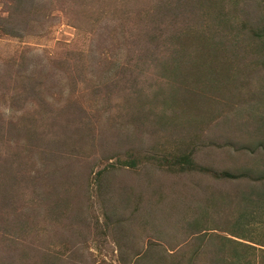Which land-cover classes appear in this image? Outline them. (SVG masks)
<instances>
[{"label":"rangeland","instance_id":"rangeland-1","mask_svg":"<svg viewBox=\"0 0 264 264\" xmlns=\"http://www.w3.org/2000/svg\"><path fill=\"white\" fill-rule=\"evenodd\" d=\"M13 3L0 0V15ZM35 7L27 35L0 31V259L22 256L14 239L35 244L38 261L188 259L193 241L177 249L189 227L229 236L247 212L240 225L260 226L264 68L246 67L250 49L235 57L204 39L220 38L227 16L236 27L261 20L264 0ZM187 154L196 169L170 164Z\"/></svg>","mask_w":264,"mask_h":264},{"label":"trees","instance_id":"trees-1","mask_svg":"<svg viewBox=\"0 0 264 264\" xmlns=\"http://www.w3.org/2000/svg\"><path fill=\"white\" fill-rule=\"evenodd\" d=\"M11 1L14 3L9 4L10 6L8 7L9 10L7 16L3 17L0 15V31L4 36L21 38L27 35L26 31L29 25L36 24V22L31 19L32 15H41V12L35 7V4H40V0L38 2L37 0H33L32 2L28 0ZM223 27H225V32H223V35L222 32H219L221 36L220 38L204 39L205 42L209 44L210 49L227 53L229 51L232 52L234 48V50H236L235 57L240 56L239 51L241 53L245 52L249 55L247 49H250L254 58H252L250 63L246 64V67L249 68L250 66L257 64L264 68V18L256 20V22H252L251 20L238 22L236 27V24H234L227 16V18H224ZM231 28H233V31H236V34L230 35L229 32L226 33V31L231 30ZM242 60L244 61V58ZM173 61L175 64L193 62L190 58L186 61H182L181 59H174ZM198 63L199 65L205 64L202 60ZM205 77H207V74L203 73V70H201L199 72V79H204ZM170 164L178 167V169L182 171H191L196 169L197 166L193 162L190 154L181 156V158L179 157L178 159H175ZM124 165L135 168L138 165V160L131 159ZM111 167L113 168V165ZM200 171L209 172L218 179L239 180L242 178H249L245 174L235 175L230 172H214L203 168H200ZM105 173L106 170H103L98 173V176H102ZM251 179L255 180L254 177H251ZM255 181L262 184V190L264 191V176H259ZM257 200L260 205H264V192L257 198ZM245 201L251 202L249 196ZM247 213H245L246 215L242 214L238 218L237 224H235V226L233 225L230 230L224 231L228 233L229 236H223L215 232L211 233L210 236L207 233L208 231L203 229V225L199 229L189 227L190 239L185 240L184 244L177 249V251L181 250L182 252V249L188 247L193 241L192 257H189L188 259H162L154 261L153 259H147L146 257L144 258L139 255L134 262L120 259V264H264V226H262V224H264V215L260 218V222H257L260 226L254 228L249 227L248 225H240V223L250 216V213ZM13 243L16 248L14 251L17 250L22 256L17 257V259H12L13 253L10 252L9 257L0 259V264H84L82 261L77 262V259H66L63 257L50 259L41 256L43 259L38 261L36 258L35 244H27L21 242L20 239H14ZM155 245L156 244L150 245L145 253L148 255L153 251H158L159 246ZM161 249L163 250L162 253H168L170 255L175 253L173 252L175 248L170 250L162 247ZM202 255H205V257H201ZM62 259L66 260L62 261Z\"/></svg>","mask_w":264,"mask_h":264}]
</instances>
